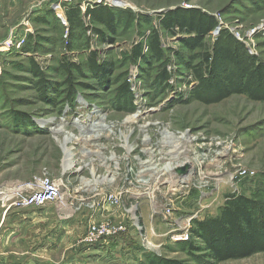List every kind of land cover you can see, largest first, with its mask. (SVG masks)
Listing matches in <instances>:
<instances>
[{
    "label": "rangeland",
    "instance_id": "374dc122",
    "mask_svg": "<svg viewBox=\"0 0 264 264\" xmlns=\"http://www.w3.org/2000/svg\"><path fill=\"white\" fill-rule=\"evenodd\" d=\"M71 6L80 7L85 29L75 30L72 41L66 19V8ZM97 8L124 12L117 18L116 35L100 27L108 39L104 42L95 33L100 25H95L87 15L88 10ZM176 8H195L215 17L220 31L214 30L207 37L209 47L217 46V42L219 46H228L226 36H230L256 58L257 64L264 66V0H0V46L9 38L24 41L20 49L0 52V197L3 193L11 194L15 188L35 185L43 178L57 181L63 188L62 199L55 202L61 212L51 204L54 207L49 211L48 223L59 226L64 220L68 227L65 234L53 241L52 251L38 255L43 264H148L146 257L153 255L160 262L212 264L205 253H192L189 247L168 239L172 226L161 210L170 198L177 197L176 189L191 192L175 209L173 219L177 228L191 217L192 229L194 221L216 216L229 196L243 195L255 200L256 213L264 220V83L246 78L248 72L230 65L218 74L220 85L224 84L226 73L236 84L228 89L231 92L227 98L220 100L213 88L207 93L198 92V82L179 66L174 56L183 50L179 39L185 36L164 32L163 48L173 51L167 53L170 79L168 85L158 83L157 75L165 68L154 65L150 70L146 61L151 58L146 43L148 27L134 23L131 17L145 15L157 25L159 15ZM48 11H53L60 21L65 20L60 22L64 29L54 22L43 26L35 21ZM70 42L73 51L67 47ZM139 48L144 59L133 58ZM90 52L100 53L102 62L113 64V71L104 74L108 76L106 83L94 79L88 70ZM67 59L82 68L70 84L59 71ZM31 62L38 66L41 79L33 75ZM133 119L135 124L128 123ZM101 121L108 131L99 132L103 136L97 142L80 141V127L89 128ZM145 126L148 127L144 129ZM58 128L62 132H57ZM164 131L196 140L191 154L180 158L179 163L186 162V158L194 163L203 159L207 162L199 163L201 166L190 170L186 179L178 183H170L169 175L160 178L158 185L150 183L158 177L153 168L143 175L146 187L125 185L130 193L123 195L118 208L108 207L99 212L91 209L105 193H117L126 179L127 183L131 181V176H125L126 169L132 168L138 180L139 166L134 157L146 146L144 138L150 139L154 148L159 144L163 156L177 158L180 149L165 150L162 141L174 140L168 144L172 147L187 145L189 141ZM128 146L133 150L130 147L131 156L125 160ZM170 152H174L172 157ZM153 158L155 162L154 154ZM68 159L74 168L65 172ZM167 163L161 161V166ZM238 171L246 174L232 181L231 175ZM113 178L115 188L107 185ZM149 193L153 195L150 199L146 198ZM130 208H135L132 217L136 224L130 221ZM40 209L45 212L46 206L28 210ZM3 211L12 210L6 211L0 205V222ZM93 222L126 225V237L131 238L132 246L95 245L80 256L84 236ZM133 225L139 226L143 235ZM58 226L53 229L60 230ZM36 242L25 239L14 246L11 236L3 241L0 235V264H12L13 256L20 258V249L26 252ZM146 242H151L155 249L147 251ZM2 245L7 246L5 250ZM220 264H264V253Z\"/></svg>",
    "mask_w": 264,
    "mask_h": 264
},
{
    "label": "trees",
    "instance_id": "16d2710c",
    "mask_svg": "<svg viewBox=\"0 0 264 264\" xmlns=\"http://www.w3.org/2000/svg\"><path fill=\"white\" fill-rule=\"evenodd\" d=\"M122 13L124 12L120 10L106 8L87 11V15L91 17L93 23L100 25L95 29L100 41L108 40L105 38L106 32L100 27H105L107 32L114 35L118 33L117 18ZM82 16L80 7L66 8L70 41L73 40L75 30L83 29L85 31ZM131 19L135 21L134 23L148 27L149 35L146 43L151 58L146 61L150 70L151 66L154 65L165 68L157 75V82L161 85H168L170 76L166 67L170 60L167 53H173L172 50L163 48L162 32L175 36L178 34L185 36L179 39L183 50L175 52L174 56L179 66L191 73L190 75L198 82L196 88L198 92L207 93L208 90L214 89L220 100L227 98V93L231 92L228 89H233L236 84L231 81V76L226 73V82L224 81V84L220 85L218 74L230 65L241 68L242 72H248L246 78L264 83V66L257 64L256 58L250 56L246 48L232 37L226 36L231 46H219V42H217V46L209 47L206 42L207 37L216 30L219 24L215 17L201 10L176 8L165 11L158 16L157 25L153 24V18L145 15L136 16L135 19L131 17ZM35 21L43 26H49L50 23L54 22L64 29L53 11L45 12ZM67 47L69 51H73L71 42L67 44ZM191 53L195 54L192 56ZM137 57L144 59L140 53V48L134 52L133 58L136 59ZM87 68L94 79H100L106 83L108 76L104 74H110L113 71V64L106 61L102 62L100 53L90 52ZM30 69L33 75L39 79L42 78L43 75L35 62H31ZM59 71L62 78L70 84L75 76L82 73V68L78 64H71L67 59L62 62ZM125 91L129 93L126 85ZM255 206V200L243 195L239 197L229 196L216 216L194 221L190 240L185 243H178V245L189 247L192 253H205V258L212 264L243 260L264 253V220L260 219L256 213ZM122 239L127 246H132L131 238L123 237ZM146 258L148 264H177V262L170 261L160 262L155 255Z\"/></svg>",
    "mask_w": 264,
    "mask_h": 264
},
{
    "label": "built area",
    "instance_id": "2783aa9c",
    "mask_svg": "<svg viewBox=\"0 0 264 264\" xmlns=\"http://www.w3.org/2000/svg\"><path fill=\"white\" fill-rule=\"evenodd\" d=\"M61 21L65 23L64 19H61ZM219 31H220V26L216 28V33H218ZM23 43L24 41L22 40H13V38H9L6 40V42H4V44L0 46V52L10 51L11 49L13 50L16 48L20 49ZM150 125L155 126L154 124H149L148 126ZM148 126H145L144 129H146ZM163 133H167V134L172 135L173 137H176L174 134H171L168 131H164ZM176 138L187 139L189 143L187 145L181 146L180 152L175 160H171L168 156H163L162 154H160L161 150L159 148V144L157 148H154L150 146V139L144 138L143 145H146V146L142 149V152L141 151L138 152L137 156L134 157L135 162H137V165L139 166V171L137 173L139 174L138 180H135L134 174L132 173V168L126 169L125 176L126 177L131 176V181L129 180V183H127L128 179H126L125 182L123 183L124 185L116 189L118 191L117 193H105L103 195L102 201L98 204H93L92 206H90L91 209L94 208L96 209V212H99L101 211V209L105 210L108 207L118 208L121 204L123 195L130 193V189H126L125 185L129 186V188L136 187V184H138L139 186L144 185L145 176L143 175H145L144 172L146 170L144 166L149 163H151L152 168H155V173L158 175L157 179L152 180L150 183L154 182L155 185H158L160 183L159 179L167 175L171 176L170 183L171 182H174V183L182 182V180L184 181L186 179L185 177L186 173H188L190 170L198 166H201L200 164L207 162L206 159H203V162L199 161L200 163L199 164V163H194V161L190 162L189 158H186L185 159L186 162L179 163L180 161L178 160L180 158L181 159L185 158L191 154L190 149L196 140L190 138L187 135H181ZM162 139H163V136L161 137L159 143L162 141ZM128 147H131V146H128ZM131 151H127L125 148V155H124L125 160H127L128 156L129 157L131 156L130 155ZM153 154L157 158L155 162H154ZM141 156L143 157L146 156V158L143 160ZM163 157L165 158L162 159ZM164 160L167 161L168 163L165 164V167H162L161 161H164ZM153 162L155 165L153 164ZM185 165H188L187 168L183 167ZM113 170L116 172L118 169H113ZM181 170L183 171L184 174H182ZM119 174L121 173H118V175ZM245 174L246 172L238 171L236 175H231V180L234 181L236 179H239ZM114 182H115V179L113 178L112 180L109 181L107 185L109 187L115 188L117 184ZM206 187H208V184H206ZM181 188L185 189L186 186H182ZM62 189L63 188H62L61 183H58L57 181L51 180L49 178H43L35 185L33 184V185H27L25 187L15 188L14 190H12L11 194L9 193L1 194L2 196L0 197V205L3 208H6V211L13 210V209L28 210L32 208H42L48 204L59 202L62 199ZM176 191L178 194L177 197L170 198L163 205L161 214L164 217L165 221L168 222V224L170 223L172 226V229L167 234L168 239L172 243H185V242H188L191 238V224L190 223L194 219V217L189 218L188 222L184 226L177 228V225H176V222H174L173 216L176 211L175 209L177 207V204L179 202H183L187 200L190 197L191 192H190V189L188 191L176 189ZM96 192H98V190ZM235 192H237V190ZM143 196H145V194L140 195V197H143ZM146 196H147L146 198L150 199L153 195L149 193ZM134 209L135 208L133 209L130 208L129 210L127 209V213L131 215L130 221L133 220V224H136L135 223L136 218L132 217V213ZM154 213L157 214L158 212L155 211ZM132 227L138 232L140 231V234L143 235V232H141L142 229L139 226L133 225ZM127 235H128V227L126 225H123L122 223L113 224V222L111 223L110 222L108 223L93 222L92 224L89 225V228L83 239V244L84 246H87V247H91L95 245H99V246L100 245L101 246L102 245H105V246L118 245L117 243H124L122 238L126 237ZM146 244H147V247L145 248L147 249V251L149 249H150L149 251L151 250L153 251V248L155 249V246H153L152 248L151 242H146Z\"/></svg>",
    "mask_w": 264,
    "mask_h": 264
},
{
    "label": "crops",
    "instance_id": "0c3cea01",
    "mask_svg": "<svg viewBox=\"0 0 264 264\" xmlns=\"http://www.w3.org/2000/svg\"><path fill=\"white\" fill-rule=\"evenodd\" d=\"M53 207L54 205L51 204L46 205L45 212L43 211L44 209H40L39 211L28 210L23 212L12 210L10 212H2V219L0 222V235L3 241L7 236L12 237L14 246H18L19 242L25 239H31L35 242L38 241L30 248H26V252L25 249H20V252L18 254L20 255V258L19 256H13L10 259L11 261L13 260L12 264H43L41 262L42 258L38 259V255H43V253L47 250L52 251L54 249L52 247V243L56 239V237H60V234H65V230L68 227V221L61 220L62 222L59 226L57 224L53 226L51 225V223H48L50 221L49 211ZM55 207L61 212L58 204H55ZM57 226L60 230L53 229ZM6 247V245H2V250H5ZM88 248L89 247L87 246H82L81 249L83 250L80 252V256L84 255V253L87 252ZM13 254L17 255L15 253ZM24 255H29V257L25 258Z\"/></svg>",
    "mask_w": 264,
    "mask_h": 264
},
{
    "label": "bare ground",
    "instance_id": "6f19581e",
    "mask_svg": "<svg viewBox=\"0 0 264 264\" xmlns=\"http://www.w3.org/2000/svg\"><path fill=\"white\" fill-rule=\"evenodd\" d=\"M118 4V3H117ZM116 4V5H117ZM99 120V119H98ZM102 122L103 121H101V122H98V123H93L91 126H89V128L87 127H80V128H83L82 129V137L81 138H79L80 139V141L82 140V141H85V142H90V143H93V142H97V140L99 139V138H101L103 135H99V132H102V131H108V129L106 128V126H103V124H102ZM137 121H136V119H133L132 121H128V123H132V124H135ZM104 123V122H103ZM62 128H58L57 129V132H62ZM72 137V136H71ZM173 138V137H172ZM69 139V138H68ZM78 139V140H79ZM172 141H174V140H172ZM172 141H171V143H172ZM179 142V141H178ZM181 142V141H180ZM170 142L168 143V142H166V141H162V143H161V147L162 148H165V150L167 149V148H173V150H175V149H177L176 151H178L179 149H181V146H176L175 144V146H171V145H168V144H171ZM83 144V143H82ZM84 148V147H83ZM91 149V148H90ZM170 149V150H171ZM128 151H130L131 150V148L129 147L128 149H127ZM172 154H174V152H170V154H169V156H171L172 157ZM175 156V155H174ZM217 160V159H216ZM71 160H67V164L64 166V170H66L65 172H69V171H71V170H73V168H74V166H73V163L72 162H70ZM154 163V162H153ZM144 168L146 169L145 170V174H147L150 170H152L153 168H152V165H151V163H149V164H147V165H145L144 166ZM155 169V168H154ZM86 186H88V182H86ZM149 248H151V247H149ZM150 250V249H149Z\"/></svg>",
    "mask_w": 264,
    "mask_h": 264
}]
</instances>
